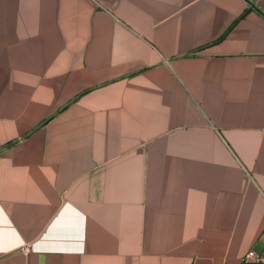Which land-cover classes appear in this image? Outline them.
Masks as SVG:
<instances>
[{
	"label": "crops",
	"instance_id": "0c3cea01",
	"mask_svg": "<svg viewBox=\"0 0 264 264\" xmlns=\"http://www.w3.org/2000/svg\"><path fill=\"white\" fill-rule=\"evenodd\" d=\"M264 0H0V264H264Z\"/></svg>",
	"mask_w": 264,
	"mask_h": 264
},
{
	"label": "built area",
	"instance_id": "2783aa9c",
	"mask_svg": "<svg viewBox=\"0 0 264 264\" xmlns=\"http://www.w3.org/2000/svg\"><path fill=\"white\" fill-rule=\"evenodd\" d=\"M243 260L244 261H248V260L262 261L264 260V255L256 254L253 250H249L243 255Z\"/></svg>",
	"mask_w": 264,
	"mask_h": 264
}]
</instances>
